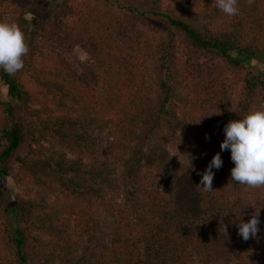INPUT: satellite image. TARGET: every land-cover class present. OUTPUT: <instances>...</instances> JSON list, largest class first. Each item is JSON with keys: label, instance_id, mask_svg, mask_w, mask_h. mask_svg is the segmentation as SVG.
Returning <instances> with one entry per match:
<instances>
[{"label": "trees", "instance_id": "16d2710c", "mask_svg": "<svg viewBox=\"0 0 264 264\" xmlns=\"http://www.w3.org/2000/svg\"><path fill=\"white\" fill-rule=\"evenodd\" d=\"M143 1L62 0L29 33L23 70H0L11 98L0 99V179L15 167L27 187L12 208L0 187V264H31L27 238L37 264H264V189L230 181L220 148L225 125L264 104L251 64H264V0H238L234 17L214 0ZM43 2L0 0V20L29 22ZM34 32L90 59L77 69L33 47ZM16 100L35 104L29 127L13 118ZM217 152L223 166L203 191ZM254 205L260 231L245 241L238 225Z\"/></svg>", "mask_w": 264, "mask_h": 264}, {"label": "clouds", "instance_id": "9594fccd", "mask_svg": "<svg viewBox=\"0 0 264 264\" xmlns=\"http://www.w3.org/2000/svg\"><path fill=\"white\" fill-rule=\"evenodd\" d=\"M253 0H248L251 4ZM215 5L228 17L239 14L238 0H214ZM31 19L30 17H26ZM29 53V46L24 31L10 20H0V70L9 76H15L22 71L25 57ZM254 68L264 71V64L256 59L251 61ZM0 99L8 102L11 99L7 93V86L0 90ZM225 139L222 141L221 151L230 150L234 167L231 169L230 181L243 185L248 189H264V104L250 111L241 119L229 121L224 128ZM148 149L145 148V152ZM190 162V161H189ZM223 159L217 152L207 169L203 172L199 186L203 191L213 190L215 173L213 168L220 169ZM255 206V205H254ZM260 210L255 206L251 219L238 225V234L247 241L256 237L260 231ZM223 233L227 236V225H222Z\"/></svg>", "mask_w": 264, "mask_h": 264}, {"label": "rangeland", "instance_id": "374dc122", "mask_svg": "<svg viewBox=\"0 0 264 264\" xmlns=\"http://www.w3.org/2000/svg\"><path fill=\"white\" fill-rule=\"evenodd\" d=\"M62 0H44L43 5L39 6V8L33 12V15L31 19H29V22L22 21L20 15L16 14H8L5 16V20H10L13 22H16L20 28L24 31L26 28L25 36L26 41L29 43L31 41V38L29 36V33L32 34V31L38 29L39 24L41 21L46 18L51 10L57 6L58 3H60ZM129 3H134L135 0H126ZM138 2H144L143 0H138ZM135 4V3H134ZM140 5V4H139ZM145 6V5H142ZM34 32V38L32 40L33 47L38 48H44V51H50V50H57V52L62 53L66 59L77 69H79L84 63H86L90 58L88 54L82 50L80 47H75L73 49H67L62 45L58 44H52L48 42H44L41 40L40 36H38ZM43 51V53H44ZM38 56H41L38 54ZM5 85H1L0 89L2 90ZM14 104V119L18 120L20 122H23L27 127H29L32 123V121H35V117L32 115V111L29 109L30 106H35L33 102L29 103L28 105L23 106L21 105L17 100L13 101ZM31 141L30 136L27 134L26 142L25 144L20 148L19 154L24 155L27 153L29 149V143ZM104 145L108 146V141H104ZM109 147L104 148V156L109 157L110 153L108 151ZM172 154L175 156H180V152L178 149H172ZM16 170L15 167L12 170V174L8 175L5 178L0 179V187L2 188V192L4 193L5 199H4V205L6 207L12 208L14 204L19 205L20 199L24 196H26V184L21 183L15 176ZM109 198L114 199V201L122 202V194L120 192L116 193H110ZM19 210V209H18ZM110 213V212H109ZM106 215L108 213L105 212ZM6 220L9 221L11 224V227L14 228L18 225V216L16 210H10L6 215ZM113 223L108 222L105 224V227L107 229H111L113 227ZM27 248L26 252L28 254V259L31 264H37L38 260V254L33 248L30 238H27Z\"/></svg>", "mask_w": 264, "mask_h": 264}]
</instances>
